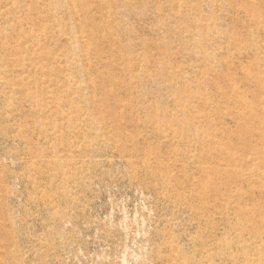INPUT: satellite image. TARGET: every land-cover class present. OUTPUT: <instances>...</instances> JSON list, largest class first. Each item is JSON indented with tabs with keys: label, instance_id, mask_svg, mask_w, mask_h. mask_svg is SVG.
Returning <instances> with one entry per match:
<instances>
[{
	"label": "rangeland",
	"instance_id": "rangeland-1",
	"mask_svg": "<svg viewBox=\"0 0 264 264\" xmlns=\"http://www.w3.org/2000/svg\"><path fill=\"white\" fill-rule=\"evenodd\" d=\"M0 264H264V0H0Z\"/></svg>",
	"mask_w": 264,
	"mask_h": 264
}]
</instances>
